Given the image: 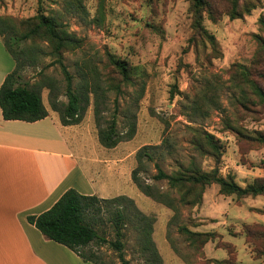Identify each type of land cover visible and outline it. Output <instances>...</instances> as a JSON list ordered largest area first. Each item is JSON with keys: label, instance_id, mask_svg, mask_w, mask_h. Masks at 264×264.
<instances>
[{"label": "rangeland", "instance_id": "obj_1", "mask_svg": "<svg viewBox=\"0 0 264 264\" xmlns=\"http://www.w3.org/2000/svg\"><path fill=\"white\" fill-rule=\"evenodd\" d=\"M41 13L77 46L58 57L43 35L25 41L20 83L39 90L59 115L50 100L68 101L66 68L85 106L74 145L106 172L109 198L126 195L152 219L162 264H264V194H225L214 182L191 189L183 204L178 187L155 178L157 165L172 173L194 162L241 186L264 182V102L256 93L264 91V0H205L198 9L193 0H0L3 23L20 33ZM8 35H0V54L12 58ZM111 58L128 63L129 81ZM96 103L102 128L116 116L121 140L113 148L99 142ZM132 122L135 133L126 138ZM201 132L219 144L216 156ZM144 146L152 159H138ZM134 169L177 210L140 191ZM116 207L97 215L95 226L109 240ZM185 228L200 234L190 238ZM124 232L126 258L142 264L133 222ZM91 250L105 264H121L109 243Z\"/></svg>", "mask_w": 264, "mask_h": 264}, {"label": "trees", "instance_id": "obj_2", "mask_svg": "<svg viewBox=\"0 0 264 264\" xmlns=\"http://www.w3.org/2000/svg\"><path fill=\"white\" fill-rule=\"evenodd\" d=\"M195 7H201L205 0H193ZM237 4V2L235 1ZM0 18V35L9 31L8 38L5 40V47L14 58L15 68L7 74L0 87V107L5 119L36 121L48 115L42 95L39 90L30 88L27 84H21V69L19 54L24 53L25 47L22 43L43 35L53 46L55 54L60 57L63 52L71 47L77 46L76 40L67 30L62 28L58 21L44 13L35 17V22L28 27L26 31L18 32L3 23ZM206 32V29L202 28ZM213 38V35H209ZM113 66L121 74L122 79L130 80V69L125 60L111 58ZM67 76L66 93L68 101L66 103L52 98L50 100L53 110L59 112L60 121L63 125L79 124L83 119L85 106L82 104L84 98L78 94L72 84V78L64 67ZM256 93L264 102V91L257 89ZM95 119L98 126V138L101 145L107 148H113L121 140V135L117 131V119L114 115L106 128L101 127V115L99 103L95 105ZM135 133V122L130 124V129L126 138H131ZM204 142L208 145L211 152L216 156L219 153V144L214 136L207 132H201ZM264 141V134L260 135ZM138 159H152V154L147 150V146L138 151ZM156 179L167 180L173 187L181 190V200L187 204L188 194L196 186H204L211 183H218L220 191L225 194H237L239 196L264 194V182L255 180L246 186H241L232 177H224L216 174V171L205 172L201 170L196 163L191 162L190 166L182 171L172 173L165 172L157 165ZM132 180L144 194L158 200H164L168 205L177 210L172 198L165 200V193L156 191L152 184L144 181L138 173V169L132 171ZM188 187L186 191L183 189ZM116 205L113 211L112 222L115 228V239L109 240L99 233L96 228L97 215L104 210H109ZM27 220L34 224L47 238L61 243L74 252L83 260L92 261L95 264H105L100 256L91 250L85 251L93 243H109L112 249L117 252L121 264H130V260L125 255V232L124 226L127 222H133L137 230L139 249L143 255L142 264H162V257L152 238V219L146 216L137 208L134 200L126 195H118L112 198H102L97 195L82 194L75 188L67 189L62 196L46 211L28 215ZM184 231L192 238L200 233L192 232L185 228ZM206 241V240H205Z\"/></svg>", "mask_w": 264, "mask_h": 264}, {"label": "crops", "instance_id": "obj_3", "mask_svg": "<svg viewBox=\"0 0 264 264\" xmlns=\"http://www.w3.org/2000/svg\"><path fill=\"white\" fill-rule=\"evenodd\" d=\"M12 58L0 54V87L15 68ZM45 107L48 115L36 121L5 119L0 107V264H95L27 220L48 210L69 188L111 197L104 169L74 145L80 125H63Z\"/></svg>", "mask_w": 264, "mask_h": 264}]
</instances>
